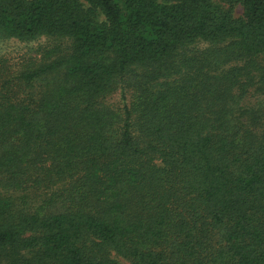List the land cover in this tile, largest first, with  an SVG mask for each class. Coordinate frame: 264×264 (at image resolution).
Masks as SVG:
<instances>
[{"label":"trees","instance_id":"obj_1","mask_svg":"<svg viewBox=\"0 0 264 264\" xmlns=\"http://www.w3.org/2000/svg\"><path fill=\"white\" fill-rule=\"evenodd\" d=\"M42 36L0 56V264H264V0H0Z\"/></svg>","mask_w":264,"mask_h":264},{"label":"rangeland","instance_id":"obj_2","mask_svg":"<svg viewBox=\"0 0 264 264\" xmlns=\"http://www.w3.org/2000/svg\"><path fill=\"white\" fill-rule=\"evenodd\" d=\"M241 13V8L237 7L235 10V15H239ZM64 39L57 40L54 38H48V37H39L33 41L29 42H21L17 39H0V56H4L7 58L10 62L16 63L22 58L30 55L35 54L36 48L39 46L48 45V43H58L63 41ZM203 44H200L201 46ZM107 103L115 106V107H121L123 104V100L121 98L120 92L117 91L113 93L111 96H109L106 99ZM18 196L17 193H13V197L15 198Z\"/></svg>","mask_w":264,"mask_h":264}]
</instances>
